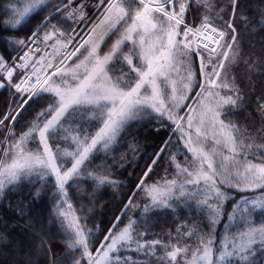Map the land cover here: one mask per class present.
Instances as JSON below:
<instances>
[{
	"label": "snow or ice",
	"instance_id": "6c2138e0",
	"mask_svg": "<svg viewBox=\"0 0 264 264\" xmlns=\"http://www.w3.org/2000/svg\"><path fill=\"white\" fill-rule=\"evenodd\" d=\"M257 25L264 0H0V205L25 221L0 264H264Z\"/></svg>",
	"mask_w": 264,
	"mask_h": 264
},
{
	"label": "trees",
	"instance_id": "16d2710c",
	"mask_svg": "<svg viewBox=\"0 0 264 264\" xmlns=\"http://www.w3.org/2000/svg\"><path fill=\"white\" fill-rule=\"evenodd\" d=\"M252 7H258L259 6V0H250ZM259 19V17H257ZM241 31L243 32L244 29L242 28ZM264 40V33L260 32L259 26H255V34L251 37H246L245 43L252 46V50L258 52L259 48L261 46V42ZM249 49L246 48L245 51L247 52ZM257 80L259 83H264V77H257ZM12 206H8V200H5L2 205H0V228H7L9 231L12 232L13 237L16 239H22L25 236V232L23 231L24 222L20 220L19 213L16 211V204L20 203L22 200V197L18 193L17 195L12 196L11 198ZM103 199L105 201H109L110 197L104 196ZM23 203L25 205V211L31 210L33 215L39 214L43 208V203H36L31 204L27 199H23ZM98 213L101 211L107 212L108 209L101 210L99 207L97 209ZM111 218V217H109ZM173 218L168 217L167 219L161 218L160 225H163L167 227L168 222L171 221ZM19 224L17 227L16 225ZM157 231H159V226L156 228ZM55 244H60V238L57 237L55 240ZM54 251L57 250L56 248L53 249Z\"/></svg>",
	"mask_w": 264,
	"mask_h": 264
}]
</instances>
